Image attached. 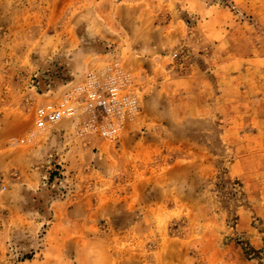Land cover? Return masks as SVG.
Masks as SVG:
<instances>
[{"label":"rangeland","instance_id":"1","mask_svg":"<svg viewBox=\"0 0 264 264\" xmlns=\"http://www.w3.org/2000/svg\"><path fill=\"white\" fill-rule=\"evenodd\" d=\"M234 7L0 0V197L16 201L0 206V264H264V169L245 178L233 168L242 148L264 147L252 136L264 104L230 90L223 67L232 50L264 39ZM151 23L173 45L133 73L130 33ZM113 81L121 105L110 111ZM61 105L75 116L34 126L36 109ZM11 138L23 143L11 148Z\"/></svg>","mask_w":264,"mask_h":264},{"label":"crops","instance_id":"2","mask_svg":"<svg viewBox=\"0 0 264 264\" xmlns=\"http://www.w3.org/2000/svg\"><path fill=\"white\" fill-rule=\"evenodd\" d=\"M233 4L237 9H246L250 16H252V21L254 25H259V35L264 39V0H233ZM233 7V6H232ZM234 7V8H235ZM126 11H122L121 8H118L116 15L121 20L125 15ZM133 18L140 16L139 12L133 10ZM135 19V18H134ZM133 19V20H134ZM242 25V24H241ZM215 26V25H214ZM217 29L215 27L214 30H220L221 25L220 22H216ZM134 27V26H133ZM156 27L151 23L149 24V28L145 30V33H142V30H138L136 33L135 30L131 32V49L130 53H128V61L125 63L126 67L131 70L133 73L141 74L142 67V57L155 58L161 55L162 48L172 47L173 45V34L169 33H161V35H154L152 30H155ZM166 28V26H165ZM241 28V27H240ZM236 31V30H235ZM135 32V33H134ZM241 37L238 38L239 41ZM249 39L244 36L243 40ZM232 42H236L235 40ZM220 37H213L212 42V58L220 59L219 52L216 53L219 47ZM243 48V50H242ZM241 50L235 49L230 52L229 58L230 62L223 67H227V72L230 76V81L234 84L230 85V90H234L236 95H240V97L248 99H255L256 102L264 104V44L257 46V43H246ZM217 54V55H216ZM222 66H219V68ZM217 69L215 68L212 72L216 73ZM222 71V70H221ZM193 79H180L179 83L184 85L188 90L191 88V83ZM223 94H220L218 98H221ZM257 122H264V117L256 118ZM261 130L252 133V136L256 139L264 136V127ZM245 150L243 157L237 161H235L233 168H245L243 172H239L237 174L242 175L243 177H248V171H255L264 169V147H259L253 153L249 154L248 148H242ZM251 158V160H249ZM252 162L251 167L245 165L247 161ZM243 165V166H242ZM241 170V171H242ZM247 171V172H245ZM257 175V174H256ZM15 195H5L0 197V206H8L15 207ZM231 247V246H230ZM226 264H253L252 261L244 259V258H233L227 260Z\"/></svg>","mask_w":264,"mask_h":264},{"label":"built area","instance_id":"3","mask_svg":"<svg viewBox=\"0 0 264 264\" xmlns=\"http://www.w3.org/2000/svg\"><path fill=\"white\" fill-rule=\"evenodd\" d=\"M116 80H120L117 78ZM118 82L113 81L109 85L106 86V95L109 100V104H104V109H110V111H115L116 107L121 105V101L118 99ZM100 95L97 93H90L88 95V99L91 102L100 103ZM102 103H100L101 105ZM107 106V107H106ZM103 109V105L100 106ZM76 114V110L71 106L61 105L57 108L53 109H36L33 115V124L36 128H42L47 124H54L62 119H69L74 117ZM23 141L17 138H11L8 141V145L11 148H15L22 144Z\"/></svg>","mask_w":264,"mask_h":264}]
</instances>
